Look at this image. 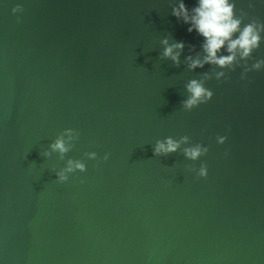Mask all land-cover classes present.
Returning a JSON list of instances; mask_svg holds the SVG:
<instances>
[{
	"label": "water",
	"instance_id": "obj_1",
	"mask_svg": "<svg viewBox=\"0 0 264 264\" xmlns=\"http://www.w3.org/2000/svg\"><path fill=\"white\" fill-rule=\"evenodd\" d=\"M171 3L0 0V264H264V69L190 70L202 38ZM241 9L264 23V3ZM165 36L184 41L179 64ZM193 78L213 96L186 110ZM164 137L187 140L153 155ZM196 144L208 152L185 157ZM69 161L86 168L58 182Z\"/></svg>",
	"mask_w": 264,
	"mask_h": 264
},
{
	"label": "clouds",
	"instance_id": "obj_2",
	"mask_svg": "<svg viewBox=\"0 0 264 264\" xmlns=\"http://www.w3.org/2000/svg\"><path fill=\"white\" fill-rule=\"evenodd\" d=\"M264 3V0H259ZM251 7V4L249 5ZM11 11L17 13L22 11V5L16 3ZM241 15L236 12V0H195L192 7H188L185 0H172L171 15L177 22L187 25L189 33H195L201 37L200 51L184 57L185 62L190 70L203 68L206 64L215 65L220 69L232 67L235 69L240 61H244L240 79L246 80L247 74L251 71L264 69V59H256L250 65L247 63L249 57L255 49L260 47L261 41L264 40V23L257 19H250L245 22L244 17L248 13L241 9ZM20 17L17 16L19 21ZM160 43L163 45L162 56L170 59L174 64L180 63V56L185 47L183 40L169 42L168 36H165ZM223 71L216 73V78L224 77ZM187 96L181 101V106L186 110L206 103L213 96V91L206 87L205 84L196 78L190 79L185 84ZM71 129H65V133L71 136ZM227 137L219 135L216 137L218 144H223ZM181 140H187L182 137ZM181 140H175L172 137H164L157 140L153 145V155H168L177 151L180 147ZM52 151L64 154L68 151L63 136H57L49 144ZM208 152V147L202 144H196L184 148L185 157L197 160ZM47 157V150L41 153ZM89 158L95 159L96 153H88ZM102 159H108V153H105ZM86 165L81 161H69L66 168L55 171L56 180L64 182L68 179L67 173L75 170L84 171ZM196 175L205 177L207 175V166L201 162L200 167L196 170Z\"/></svg>",
	"mask_w": 264,
	"mask_h": 264
}]
</instances>
